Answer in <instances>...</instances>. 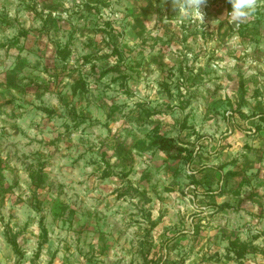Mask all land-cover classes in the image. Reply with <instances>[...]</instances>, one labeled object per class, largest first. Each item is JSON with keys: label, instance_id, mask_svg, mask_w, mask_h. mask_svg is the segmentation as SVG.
Listing matches in <instances>:
<instances>
[{"label": "rangeland", "instance_id": "obj_1", "mask_svg": "<svg viewBox=\"0 0 264 264\" xmlns=\"http://www.w3.org/2000/svg\"><path fill=\"white\" fill-rule=\"evenodd\" d=\"M258 4L0 0V264H264Z\"/></svg>", "mask_w": 264, "mask_h": 264}, {"label": "trees", "instance_id": "obj_2", "mask_svg": "<svg viewBox=\"0 0 264 264\" xmlns=\"http://www.w3.org/2000/svg\"><path fill=\"white\" fill-rule=\"evenodd\" d=\"M23 34H25V32ZM68 54H69L68 50L64 48L58 51V55L61 60H65L68 57ZM79 87H80L79 83H76L74 85V90ZM150 143L154 148L164 152L166 155L170 153L171 151L180 150V147L175 146L171 139L165 138L158 134H154V136L151 138ZM28 177L34 189L40 188L44 183L38 170L30 172L28 174ZM40 221H41V217H40ZM41 230H42V233H44L45 230L43 227L41 228ZM5 235H6V242L9 244L13 252L16 255H20L16 241L14 239V235L11 233H6ZM228 246L234 253L235 258L240 259L244 256V254L248 253V248L246 247L245 243L238 241L237 238L228 240ZM251 249L254 250L253 248Z\"/></svg>", "mask_w": 264, "mask_h": 264}, {"label": "clouds", "instance_id": "obj_3", "mask_svg": "<svg viewBox=\"0 0 264 264\" xmlns=\"http://www.w3.org/2000/svg\"><path fill=\"white\" fill-rule=\"evenodd\" d=\"M230 9L227 12L228 21H241L253 16L258 7V0H229ZM197 8V5H194ZM200 15L199 12L196 13Z\"/></svg>", "mask_w": 264, "mask_h": 264}, {"label": "water", "instance_id": "obj_4", "mask_svg": "<svg viewBox=\"0 0 264 264\" xmlns=\"http://www.w3.org/2000/svg\"><path fill=\"white\" fill-rule=\"evenodd\" d=\"M230 26H231L232 28H235V27H236L235 22H230Z\"/></svg>", "mask_w": 264, "mask_h": 264}]
</instances>
